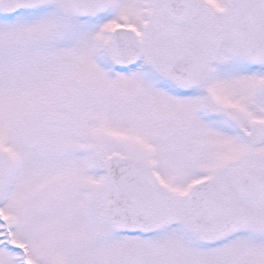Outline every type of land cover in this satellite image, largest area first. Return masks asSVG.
<instances>
[{
    "label": "snow or ice",
    "instance_id": "snow-or-ice-1",
    "mask_svg": "<svg viewBox=\"0 0 264 264\" xmlns=\"http://www.w3.org/2000/svg\"><path fill=\"white\" fill-rule=\"evenodd\" d=\"M0 264H264V0H0Z\"/></svg>",
    "mask_w": 264,
    "mask_h": 264
}]
</instances>
